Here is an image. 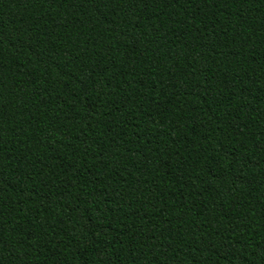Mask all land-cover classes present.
I'll use <instances>...</instances> for the list:
<instances>
[{
  "label": "trees",
  "instance_id": "trees-1",
  "mask_svg": "<svg viewBox=\"0 0 264 264\" xmlns=\"http://www.w3.org/2000/svg\"><path fill=\"white\" fill-rule=\"evenodd\" d=\"M0 264H264V0H0Z\"/></svg>",
  "mask_w": 264,
  "mask_h": 264
}]
</instances>
